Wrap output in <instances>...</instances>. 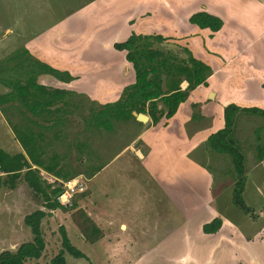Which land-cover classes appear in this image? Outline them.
I'll return each mask as SVG.
<instances>
[{
	"label": "crops",
	"instance_id": "obj_1",
	"mask_svg": "<svg viewBox=\"0 0 264 264\" xmlns=\"http://www.w3.org/2000/svg\"><path fill=\"white\" fill-rule=\"evenodd\" d=\"M197 12L220 18L222 28L211 32L191 24L189 18ZM133 33L161 36L165 41L154 42L153 46L160 47L153 49L166 53L168 50L161 47L172 43L177 54L168 53L182 59L188 58L186 53H190L212 70L207 85L189 92L173 117L163 118L153 125L146 115L148 120L140 122L143 129L134 138V144L139 143V146L132 147L134 156L153 174L156 172L158 179L168 180L164 175L169 174L174 182H181L183 192L170 198L187 222L202 209L208 210L210 222L217 218L211 207L214 178L203 160L205 169L195 162L198 158L194 154L196 149L202 148V155L209 157L205 142L208 136L224 127L223 112L227 105L264 110V0H89L73 9L69 17L25 43V49L33 57L73 77L72 81L65 82L43 74L36 78V84L48 92H69L70 96H84L101 105L117 101L123 89L135 82V73L126 60V52L116 50L114 44L125 42ZM186 86L185 82L181 84L182 89ZM141 147L145 148L144 153ZM249 170L251 174L246 176ZM258 170L264 171V159L246 169L245 189L251 183L259 197L262 185L255 182L254 173ZM38 209L51 213L43 224L54 214L43 207ZM246 216L255 227L249 233L238 227L240 234L225 213L221 228L212 236L222 242L211 244L201 262L185 250L176 252L185 253L184 259L190 264H217L218 258H212L213 251L218 247L228 248L229 264H264V218L255 214ZM87 217L101 232L99 217L91 212ZM198 222L195 234L203 236V225ZM128 228L120 222L118 230L106 229L107 264H142L135 257L127 255L125 259H115L113 255L114 252L128 253L119 242L120 235ZM185 234L187 241H192L187 248L190 252L196 245L194 235L189 239V233ZM127 246L130 250L133 244ZM176 252L172 255L179 257Z\"/></svg>",
	"mask_w": 264,
	"mask_h": 264
},
{
	"label": "rangeland",
	"instance_id": "obj_2",
	"mask_svg": "<svg viewBox=\"0 0 264 264\" xmlns=\"http://www.w3.org/2000/svg\"><path fill=\"white\" fill-rule=\"evenodd\" d=\"M87 1L89 0H0V95L9 91L1 85L3 80L24 82L20 76L21 70L13 68L28 57L22 56L16 62L13 61L12 56L25 47L28 39L42 34L47 28L69 17L73 9H77ZM154 45L153 47H160ZM161 48L177 54V49L172 43H166ZM27 52L35 60L46 63L33 57L28 50ZM41 100H44L43 97ZM66 100L70 103L65 108V112L61 110L57 115L46 114L44 120L31 115L18 104L20 114L15 109L16 103L10 105L6 112L0 107L1 149L10 154L23 152L13 125L28 122L31 123L30 125L36 122L47 125L54 123L58 116L61 119L58 126L49 130L46 135L48 143L46 154L51 155L56 152L61 156V164L64 165L66 172L78 173L76 177L62 181L41 172V177L47 184L52 185L53 188H62L63 195L66 192L69 194L63 199L61 195L57 196L65 208L54 211L52 218L46 219L43 224L47 242L44 257L40 261L33 260L25 264H49L51 257L58 253L60 248L61 237L58 229L61 225L66 227L72 244L86 254L91 264H107L105 232L107 228L110 232L112 229L116 230L120 222L129 226L128 231L119 237L122 249L128 253L114 252L115 259H125L128 255L141 260L142 264H190L184 259L186 254L190 253L202 261L209 252L211 244L222 242L212 237L213 234L203 233V236L195 234L198 230V221L202 225L209 221L207 209L198 211L190 218L192 221L188 220L190 222L178 212L180 210L171 200L170 195L178 193L180 196L183 192L181 182L176 180L174 182L169 174L164 175L165 178H169L168 180L158 179L156 172L153 174L144 162L134 156L132 147L137 149L139 146V143L134 144V138L143 129L142 126L132 120L117 122L111 120L114 129L107 131L99 127L96 121L92 125L88 122L91 114L95 113L102 106L101 104L77 95H68ZM55 105L57 106H52L50 109L61 106V102ZM235 138L245 158V168L250 169L251 164L257 163L256 147L264 141V119L241 114L235 126ZM140 149L145 152V148ZM201 150L202 148L195 150L194 155L199 160L194 159L203 168L205 166L214 178L211 194L215 204L213 202L211 207L216 211L215 217L222 221L227 213V217L233 222V227H236L240 234L241 230L251 232L255 223L232 205L235 175L230 158L210 150H208L209 157H206L202 155ZM254 173L255 182L262 185L260 188L262 192L258 197V194L254 193L252 184L249 183L243 199L253 208L255 215L264 218V182L261 183L264 181V171L258 170ZM248 174H251V171L246 176ZM2 177L5 178L4 175ZM69 181L73 182V190L66 186ZM43 204V201L36 198L27 188L22 178L17 182L15 189L10 190L7 187L0 189V252L14 251L20 244L32 240V234L23 219ZM90 212L99 217L98 223L103 228L100 233L87 221V214ZM185 233H189V239L194 235L196 245L194 249H190V252L187 248L192 241H187ZM129 244H133L130 250L127 246ZM177 250H185L186 254L176 252ZM228 250L218 247L213 251L212 258H218L217 264H229ZM173 252L179 253V257H174ZM176 254L174 255L178 256ZM89 262L67 256L68 264H89Z\"/></svg>",
	"mask_w": 264,
	"mask_h": 264
},
{
	"label": "trees",
	"instance_id": "obj_3",
	"mask_svg": "<svg viewBox=\"0 0 264 264\" xmlns=\"http://www.w3.org/2000/svg\"><path fill=\"white\" fill-rule=\"evenodd\" d=\"M189 22L201 29L207 28L211 32H217L223 26L220 18L205 12L193 14L189 18ZM163 41L165 39L161 36L131 34L125 42L114 44L116 50L126 52V60L132 64L135 73V82L123 89L117 101L102 105L95 113H92L91 119L88 121L90 125L96 121L99 127L112 131L114 127L111 120L114 122L132 120L142 126V123L136 121L134 113L149 116L151 123L156 125L163 118L168 120L173 117L179 105L186 101L189 92L200 85H207V79L212 74L211 68L194 59L190 53H186L188 58L182 59L171 53L153 49L154 42L161 43ZM22 56L28 58L17 63L13 69L21 70L20 76L24 82L21 83L19 80L13 82L3 80V83L1 82L3 87L9 89L8 92L0 95L2 110L6 112L10 105L17 102L15 109L20 114L18 104L31 115L43 119L46 114L57 115L61 110L65 112V108L70 103L65 98L71 93L48 92L45 87L36 84V78L39 75L47 74L60 81L69 82L73 80V77L30 57L25 47H22L21 51H17L12 59L17 62ZM27 61H29L28 64ZM184 82L187 86L182 89L181 84ZM42 97L44 100H41ZM57 102H61V106L53 110L50 109L52 106H57L55 105ZM241 114L264 118V110L240 108L229 104L223 112L224 127L208 136L205 146L215 154H224L230 158L235 175L232 205L244 214L252 215L253 209L243 199L246 183L245 158L235 138V122ZM60 121V117L57 116L52 124L43 125L36 122L30 125L31 123L28 122L29 124L13 125L14 133L23 152L10 154L0 148V189L7 187L13 190L22 178L33 195L43 201L44 209L49 211L64 210L65 206L57 199V196H60L64 190L53 188L41 177V172H45L55 177L56 180L67 181L78 175L75 171L70 173L65 171L64 165L61 164L62 158L56 152L51 155L46 154L48 146L46 135L49 130L57 127ZM262 144L256 147L257 162L264 159V141ZM48 216H51V213H47L43 209H36L27 214L23 222L29 228L32 240L20 244L14 251L0 252V264H25L28 261L42 259L47 249L43 220ZM87 219L100 233L97 226L89 218ZM221 225V219L215 218L204 224L202 231L204 234H215ZM58 231L61 237L60 248L58 253L51 257L49 264H68L67 256L89 262V258L84 252L72 244L65 226L61 225ZM89 264L91 263L89 262Z\"/></svg>",
	"mask_w": 264,
	"mask_h": 264
},
{
	"label": "water",
	"instance_id": "obj_4",
	"mask_svg": "<svg viewBox=\"0 0 264 264\" xmlns=\"http://www.w3.org/2000/svg\"><path fill=\"white\" fill-rule=\"evenodd\" d=\"M135 117H136V120L139 122H146L148 120V117L144 114H136Z\"/></svg>",
	"mask_w": 264,
	"mask_h": 264
},
{
	"label": "built area",
	"instance_id": "obj_5",
	"mask_svg": "<svg viewBox=\"0 0 264 264\" xmlns=\"http://www.w3.org/2000/svg\"><path fill=\"white\" fill-rule=\"evenodd\" d=\"M73 185V182L69 181L67 182L66 186L70 189V190H73L74 187L72 186ZM64 193L61 194V199H63L65 196H67L66 194H69L68 192L65 193V195H63ZM61 203V202H60Z\"/></svg>",
	"mask_w": 264,
	"mask_h": 264
},
{
	"label": "bare ground",
	"instance_id": "obj_6",
	"mask_svg": "<svg viewBox=\"0 0 264 264\" xmlns=\"http://www.w3.org/2000/svg\"><path fill=\"white\" fill-rule=\"evenodd\" d=\"M65 197H66V196H65ZM65 197H64V198H65Z\"/></svg>",
	"mask_w": 264,
	"mask_h": 264
}]
</instances>
